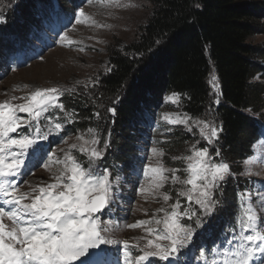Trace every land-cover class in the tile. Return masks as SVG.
Here are the masks:
<instances>
[{"label": "snow or ice", "instance_id": "obj_1", "mask_svg": "<svg viewBox=\"0 0 264 264\" xmlns=\"http://www.w3.org/2000/svg\"><path fill=\"white\" fill-rule=\"evenodd\" d=\"M93 2L124 6L120 0H89ZM89 19L83 9L76 13L78 24ZM3 22L0 17V23ZM61 39L67 40V37ZM208 83L213 93H217L219 84L215 75ZM60 94L59 88H37L24 96L13 95L0 101V264H103L101 257L106 249L102 246L118 243L105 235L113 231L112 222L101 220L114 196L111 173L96 166L108 147L107 141L104 148L96 147L100 140L95 129L89 128L76 136L81 143L60 150L64 153L62 157L48 153L41 146V141L62 129L60 122L44 115L53 108L65 112L64 105L57 103ZM166 99L177 103L180 95L173 93ZM216 102L219 103L218 97ZM108 111L114 113L115 109ZM71 115L65 112L66 117ZM41 119L48 121L47 131L42 130ZM163 119L168 124L184 125L189 132L198 128L201 140L208 145L218 143L223 132L222 127L187 114L175 118L164 114ZM74 149L87 158V167L73 154ZM188 151V155L171 157L183 163V167L177 168L167 167L159 159L165 155L163 149H151L152 158L143 166L144 179L137 191L145 200L150 196L161 198L167 207L156 209L147 220L126 225L129 229L141 228L145 235L134 238L135 242H119L123 245V264H157V259L179 264V256L192 243L196 229L204 226L205 218L216 213L221 204L217 193L223 191L233 176L231 167L223 159L217 162L209 147L192 144ZM29 155L37 162L43 161L42 166L50 173L48 182L33 185L27 180L23 184L17 180L26 174ZM221 155L217 149L215 156ZM244 163L264 165V154L249 155ZM166 185L171 187L162 191ZM236 196L235 225L210 250L211 260L205 251L200 252L204 264H264V182L258 188L239 191ZM170 200L174 202L169 204ZM157 213L163 215L157 216ZM185 219L194 220L195 228L185 223ZM132 249L139 254L133 255Z\"/></svg>", "mask_w": 264, "mask_h": 264}, {"label": "trees", "instance_id": "obj_2", "mask_svg": "<svg viewBox=\"0 0 264 264\" xmlns=\"http://www.w3.org/2000/svg\"><path fill=\"white\" fill-rule=\"evenodd\" d=\"M147 1L152 15L136 39L122 50L109 51L106 70L95 85L62 97L65 111L78 119L67 130L74 133L84 125L94 126L100 143L108 141L106 153L112 160L128 165L127 156H135L134 126L146 112L160 107L164 95L179 94L181 108L189 117L223 128L219 142L213 145L201 140L198 128L192 135L176 129L164 145L168 160L188 154L190 146L197 144L209 147L217 162L223 159L230 165L233 176L217 193L221 204L194 232V248L209 240L219 244L235 225L237 192L251 185L244 161L264 133L263 118L258 116L264 110V84L252 82L257 77L264 79V50L250 44L264 28V4L262 0ZM49 2L0 0L4 21L0 23V58L17 51L16 45H24L28 33L24 22L30 26L35 13L46 10ZM212 75L219 84L217 93L208 83ZM217 149L222 154L219 157L215 156ZM173 165L183 167L181 161ZM252 182L256 184L257 179ZM184 222L195 228L194 220Z\"/></svg>", "mask_w": 264, "mask_h": 264}, {"label": "rangeland", "instance_id": "obj_3", "mask_svg": "<svg viewBox=\"0 0 264 264\" xmlns=\"http://www.w3.org/2000/svg\"><path fill=\"white\" fill-rule=\"evenodd\" d=\"M55 3L64 10L59 9L62 11L63 18L61 23L54 27L55 30L48 29L49 22H45L46 28H44V32L42 31L43 35L41 37L45 38L47 36L48 42L41 44L34 38L36 29L40 30L38 20L43 15L39 10L34 15L35 22L33 23L35 24L30 23L29 26L28 23L24 22V26L26 25L28 31L24 36H27L30 30H34L31 36L29 35L31 38V53L27 54L18 65L13 62V58L0 59V101H4L13 95L17 97L24 96L37 88H59L61 93L64 94L65 92L74 93L88 86L92 87L106 70L109 51L112 48L122 50L134 41L152 15V7L147 0H120V3L124 5L121 7L104 6L96 2L89 3V0H81V4L79 1V8L73 13L67 10H71L70 5H73V1L55 0ZM262 3L264 4V0H262ZM81 9L90 19L78 24L76 22V13ZM56 15L57 12H51L50 19L53 23L57 21ZM92 21H95V24ZM17 23L21 24L19 21ZM262 23H264V20ZM29 36L27 39H29ZM62 36H66L67 40H62ZM68 40L73 43L68 44ZM250 44L257 49L264 50V28L250 39ZM37 53L40 54L37 56ZM78 81L80 83H77ZM252 82L254 84H264V79L257 77ZM170 95H164L160 107L153 109L152 112H146L137 126H134L137 131V136L132 143L135 156L134 158H131V154L127 156L129 158L128 165L113 161L109 156V152L106 153V149H104L103 158L96 162L98 170L103 171L105 167L110 169L108 171L111 173L110 179L113 182V203L106 212L108 217L105 214L101 216L102 221L112 222L113 231L105 233V235L118 241L114 245L102 246L110 253L107 255L106 260L108 264H111L112 249H114L115 253L113 258L116 259L118 264H123V245L119 242L124 240L135 242L134 238L145 235L141 228L129 229L126 227L127 224L134 223L137 220H147L156 209L167 207L161 198L156 197L153 199L150 196L145 200L142 195L138 194L137 190L144 179L143 166L148 164L150 158H152L151 149L153 147L163 149L165 155L159 159H162L167 167H175L173 164L176 161L166 159L169 153L166 152V146L164 145L169 143L176 129L180 128L189 132L184 125L168 124L163 119L164 114H170L173 118L177 115L183 117L186 114L181 108V97L179 102L172 103L166 99ZM15 102L19 103L21 101ZM57 103H59V100ZM52 110L57 115L53 121L60 122L62 129L58 133H51L47 140L40 143L48 153H55L57 157H62L64 153L60 151L61 149L67 150L69 145L81 143L76 140V136L80 133H86L89 128L95 129V127L84 125L83 129L76 130L74 133L54 137L70 124L66 122L68 119H71V123L78 122V119L72 116L66 117V111L62 112L59 108H53ZM49 113H45V117H48L47 114ZM19 115L26 116V114ZM258 116L263 118L262 121L264 122V110ZM191 123L192 121L190 120L189 124ZM47 124V120L41 119L40 125L43 131H47ZM95 131L99 138L98 131L96 129ZM189 133L192 135L193 131ZM263 139L264 134L255 144V148H252L251 155L260 156L264 154ZM64 141H67V143H64ZM96 147L104 148V145L99 143ZM73 154L78 157L82 164H86H83L84 167L88 165L87 158L81 155L78 150L74 149ZM188 154H190L189 151ZM29 157L30 155L27 157V164L30 162L29 159L32 158ZM33 161L36 162V167L31 166V172L28 176L25 178L23 176L17 177L19 182L23 178L21 184L25 180L33 185L49 181L50 173L42 166L43 161L37 162L34 158ZM151 162L154 164L155 159H152ZM166 163H170V165ZM100 165H103L102 169ZM244 166L245 175L249 178L251 184L248 190L258 188L260 183L264 182V165L248 166L244 163ZM28 170V166H26L25 171L27 172ZM53 170L55 171V167ZM253 179H257L256 184H253ZM165 188L162 191H165ZM145 212H147V215H145ZM162 215L163 213H157V216ZM142 243L143 241H141ZM132 252L133 255H136L137 250L132 249ZM189 258H192L191 253H189Z\"/></svg>", "mask_w": 264, "mask_h": 264}]
</instances>
